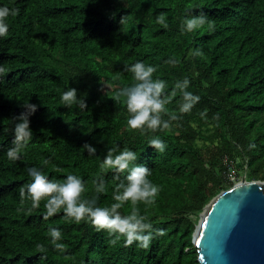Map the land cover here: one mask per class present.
Wrapping results in <instances>:
<instances>
[{"label": "trees", "instance_id": "16d2710c", "mask_svg": "<svg viewBox=\"0 0 264 264\" xmlns=\"http://www.w3.org/2000/svg\"><path fill=\"white\" fill-rule=\"evenodd\" d=\"M0 6L18 9L0 37V264H199L193 232L200 213L233 185L224 158L239 162L247 179L264 180V0H0ZM201 14L211 29L206 23L183 30L185 19ZM137 61L157 68L153 78L168 82L169 97L185 78L200 97L180 113L176 90L166 107L177 118L167 130L141 134L127 126L117 93L135 82L128 69ZM67 87L78 90L85 108L63 106ZM26 103L37 105L33 136L12 162L6 152L13 120ZM154 136L166 142L164 152L148 145ZM114 146L135 151V163L150 168L149 179L161 189L154 204L135 206L153 225L146 249L126 246L122 236L112 243L115 237L63 210L45 219L44 201L32 208L19 195L35 166L58 182L79 175L83 196L110 206L126 175L100 168ZM101 178L106 190L96 193ZM133 207L128 202L119 211L127 215ZM53 227L62 230L63 252L50 244ZM158 229L165 234L156 235Z\"/></svg>", "mask_w": 264, "mask_h": 264}, {"label": "clouds", "instance_id": "9594fccd", "mask_svg": "<svg viewBox=\"0 0 264 264\" xmlns=\"http://www.w3.org/2000/svg\"><path fill=\"white\" fill-rule=\"evenodd\" d=\"M17 14L18 9L0 6V37H5L8 34L7 19ZM157 22L165 24V18L159 16ZM206 23L211 29L212 24L203 14L187 18L183 22V30L193 32ZM199 54L197 51L196 55ZM170 62L175 63V61ZM128 70L133 74L135 82L121 88L117 93V98H123L122 103L128 113L126 122L130 130H139L141 134H147L169 129L170 121L177 117L170 115L166 106L171 103V97L177 95L176 90H179L181 94V100L178 102L180 113L190 112L200 100L198 95L188 91L190 86L188 78L176 82L171 97H169L165 92L168 82L153 78V74L157 71L155 66L137 61ZM3 72L4 69L0 66V74ZM60 99L63 106L67 108L86 107L84 98L78 96L76 88L67 87ZM24 107L27 111L13 120L14 127L11 130L14 136L13 146L6 152L7 159L12 162L21 160L23 151L33 136L30 116L36 111L37 105L26 103ZM163 115H169V119H163ZM148 145L161 153L167 147L163 139L155 136L148 140ZM83 148L90 155L96 153V148L92 145L85 144ZM137 159V153L131 148L125 147L120 150L119 146H114L108 149L107 155L100 164L101 170L111 169L117 173H126L116 185L113 195L115 202L110 206H99V196L85 198L83 194L86 191V182L79 175L68 174L63 182H58L55 178L50 179L42 168L35 166L27 169L31 182L20 188L19 195L22 201L26 197L29 198L32 208H38L41 201H44L45 219L63 210L66 218H70L76 223L90 222L97 231H106L110 236L115 237L111 241L112 243H116L122 236L126 246L135 242L139 247L146 249L154 238L153 225L135 206L139 203L154 204L161 189L149 179L152 175L151 169L144 164L135 163ZM44 163L47 164L48 161ZM94 183L96 184V193L105 192L106 184L102 178ZM128 202L134 206L132 211L127 215L121 214L119 210ZM48 233L50 244L56 250L63 252L65 245L60 242L62 230L53 227L48 230ZM155 234L164 235L165 233L162 229H158L155 230ZM37 249L41 253L46 252L44 245L38 244ZM44 258L41 256V259Z\"/></svg>", "mask_w": 264, "mask_h": 264}, {"label": "water", "instance_id": "95a60500", "mask_svg": "<svg viewBox=\"0 0 264 264\" xmlns=\"http://www.w3.org/2000/svg\"><path fill=\"white\" fill-rule=\"evenodd\" d=\"M193 244L199 264H264V180L244 177L214 196Z\"/></svg>", "mask_w": 264, "mask_h": 264}, {"label": "rangeland", "instance_id": "374dc122", "mask_svg": "<svg viewBox=\"0 0 264 264\" xmlns=\"http://www.w3.org/2000/svg\"><path fill=\"white\" fill-rule=\"evenodd\" d=\"M234 169L235 170L232 173V176L234 177L235 181H238V180L246 177V171H245V169H241L239 162L235 163Z\"/></svg>", "mask_w": 264, "mask_h": 264}, {"label": "built area", "instance_id": "2783aa9c", "mask_svg": "<svg viewBox=\"0 0 264 264\" xmlns=\"http://www.w3.org/2000/svg\"><path fill=\"white\" fill-rule=\"evenodd\" d=\"M224 161H225V163L227 164V166H228V169H229V179L234 183V182H236L235 180H234V177L232 176V173L234 172V166H235V163L231 160V159H229L228 158V156H226L225 158H224Z\"/></svg>", "mask_w": 264, "mask_h": 264}]
</instances>
